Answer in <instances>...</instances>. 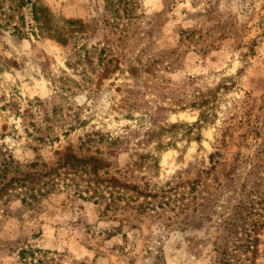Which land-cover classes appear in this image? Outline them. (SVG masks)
<instances>
[{"label":"rangeland","instance_id":"374dc122","mask_svg":"<svg viewBox=\"0 0 264 264\" xmlns=\"http://www.w3.org/2000/svg\"><path fill=\"white\" fill-rule=\"evenodd\" d=\"M0 24V264H221L249 191L236 264H264V0H0Z\"/></svg>","mask_w":264,"mask_h":264},{"label":"trees","instance_id":"16d2710c","mask_svg":"<svg viewBox=\"0 0 264 264\" xmlns=\"http://www.w3.org/2000/svg\"><path fill=\"white\" fill-rule=\"evenodd\" d=\"M1 27V24H0ZM213 157V156H212ZM211 157V158H212ZM196 187H193L195 189ZM253 191L244 192L242 199L239 200V203L233 206V214L229 215L224 220L225 228L229 227L233 229L235 233L233 241H230L229 238H224L223 242L220 243L219 241H214V245L216 247V251L219 253V261L221 264H236L240 259L237 258L238 250H244L247 252H252L258 245V238L254 237L253 232L254 228H252V224L255 226V223L251 220L253 217V212L255 210V205L253 201ZM195 198V197H193ZM212 202L211 198L206 199L204 203H197L204 207L202 210V215L200 219L202 221L198 224L204 223L205 219H209L208 208L211 206L210 203ZM188 207L185 204L180 206V210L184 212ZM181 213V212H180ZM190 222H195V217L189 219ZM197 226V225H195ZM239 230H242L240 232ZM232 233V234H234ZM241 235H245L242 237ZM235 246V248L232 246ZM33 251V249H31ZM30 250H22L20 252V258L24 259L30 252Z\"/></svg>","mask_w":264,"mask_h":264}]
</instances>
